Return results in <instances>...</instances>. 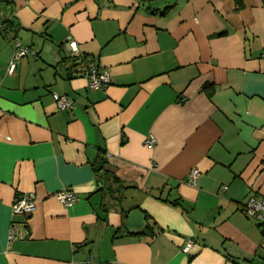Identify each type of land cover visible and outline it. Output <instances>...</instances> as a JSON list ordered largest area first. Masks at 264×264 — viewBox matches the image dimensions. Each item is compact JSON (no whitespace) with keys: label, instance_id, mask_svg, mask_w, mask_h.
Masks as SVG:
<instances>
[{"label":"crops","instance_id":"obj_1","mask_svg":"<svg viewBox=\"0 0 264 264\" xmlns=\"http://www.w3.org/2000/svg\"><path fill=\"white\" fill-rule=\"evenodd\" d=\"M241 2L0 0V264H264L263 227L242 212L264 195V0ZM15 41L33 54L10 74ZM71 41L108 85L74 72ZM28 194L20 225L12 204Z\"/></svg>","mask_w":264,"mask_h":264},{"label":"built area","instance_id":"obj_2","mask_svg":"<svg viewBox=\"0 0 264 264\" xmlns=\"http://www.w3.org/2000/svg\"><path fill=\"white\" fill-rule=\"evenodd\" d=\"M13 48L14 53L8 64V73L10 74L14 71L17 62L20 59L28 56L29 54H33V52L28 47L22 46L17 41L13 42ZM67 48L68 55L72 61V67L74 72L88 81L89 89L97 90L109 84L108 74L106 72L100 71L97 67L87 63L80 54L77 44L75 42H68ZM52 99L58 111L69 110L73 106L72 101L66 96L52 94ZM155 143V138L149 136L145 142V146L147 149H152ZM198 175L199 172L196 169H192L187 177V183L190 185H194ZM224 189L225 187H222V190ZM55 198L65 208H70L76 202L74 194H72L68 190L59 191L55 194ZM34 209V196L32 194H28L17 195L13 201L11 211L12 216L21 218L20 225H25L26 220L32 214ZM242 212L245 217L255 221L260 227H264V195L259 197H249L246 203L244 204ZM17 224L18 223L13 221L10 224V241H13L16 237L15 226ZM191 246V241L186 242L182 248V252H189ZM85 264H91V261H88Z\"/></svg>","mask_w":264,"mask_h":264},{"label":"water","instance_id":"obj_3","mask_svg":"<svg viewBox=\"0 0 264 264\" xmlns=\"http://www.w3.org/2000/svg\"><path fill=\"white\" fill-rule=\"evenodd\" d=\"M102 194L96 193L88 199V203L94 215L101 221L105 219V213L101 210ZM145 227V218L140 211H133L127 215L124 229L130 234H136ZM264 233V227L262 229Z\"/></svg>","mask_w":264,"mask_h":264},{"label":"trees","instance_id":"obj_4","mask_svg":"<svg viewBox=\"0 0 264 264\" xmlns=\"http://www.w3.org/2000/svg\"><path fill=\"white\" fill-rule=\"evenodd\" d=\"M233 1H234L236 10L242 9L241 0H233ZM6 28L7 27H5V29ZM210 88H211L210 86H204L203 90L208 91V94L211 95V92H210L211 90H209ZM91 167H92V171H93L98 182H100L103 177L108 176L107 161H106L104 153L100 152L96 155V157L94 158V160L91 164ZM100 191H102L101 188L98 189V192H100ZM104 212H106V210H104ZM118 231L121 233H124L122 230H117L116 232H118Z\"/></svg>","mask_w":264,"mask_h":264}]
</instances>
